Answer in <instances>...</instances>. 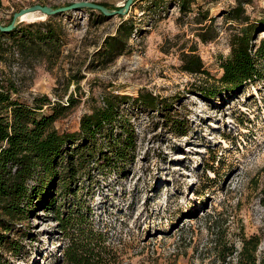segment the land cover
Instances as JSON below:
<instances>
[{
    "label": "rangeland",
    "instance_id": "1",
    "mask_svg": "<svg viewBox=\"0 0 264 264\" xmlns=\"http://www.w3.org/2000/svg\"><path fill=\"white\" fill-rule=\"evenodd\" d=\"M76 1L85 0H0V23L7 25L14 13L33 5L59 8ZM87 1L105 3L114 10L126 2ZM152 1L155 5L166 3L164 9H150L153 4H147L148 0L131 9L124 17L135 22L130 49L107 67L88 68L104 39L115 34L121 19L114 17L97 26L81 10L49 20L59 26L64 41L56 63L17 56L0 65V70L16 81L23 102L43 95L53 102L66 103L71 95L78 100L57 121L61 132H78L81 117L102 107L108 94L136 98L140 92L149 91L168 101L163 112L153 113L125 104L122 114L131 120L136 133L132 161L122 175L114 169L97 170L93 162L92 170L78 183L77 200L93 210L96 225L108 233L119 250L120 264H238L237 253L226 262L221 260L215 249L217 236L220 244L227 239L238 252L243 239L258 236L261 244L257 256L261 260L264 88L250 86L239 95L205 100L189 88L206 76L182 70L183 55L196 49L210 76H222L221 63L231 54L230 37L237 29L230 26L226 13L237 0H194L188 14L175 6L180 0ZM245 7L256 19L264 12V0H248ZM207 11L215 18L217 38L204 44L198 33ZM75 76L84 79L77 84ZM170 116L184 120V126L189 127L187 136L177 137L165 129L163 121ZM213 157L217 162L211 164ZM212 165L216 173L209 170ZM57 191L46 192L51 193L48 203L56 201L51 207L69 208L76 202L71 195H55ZM218 213L222 215L217 228L211 229L208 215ZM16 228L29 233L25 232L22 253L9 256L12 264L59 263L65 241L54 211L39 210L31 222Z\"/></svg>",
    "mask_w": 264,
    "mask_h": 264
},
{
    "label": "trees",
    "instance_id": "2",
    "mask_svg": "<svg viewBox=\"0 0 264 264\" xmlns=\"http://www.w3.org/2000/svg\"><path fill=\"white\" fill-rule=\"evenodd\" d=\"M193 2L180 0L175 6L188 14ZM154 3L148 0L147 4H153L150 9H164L166 4ZM247 3L248 0H237V5L226 13L230 26L236 25L237 29L230 37L231 54L221 63L223 74L220 78L210 76L196 49L182 57L183 72L206 76L189 88L205 100L239 95L250 86L264 88V37H260L264 33V12L253 19L247 13ZM99 4L114 9L108 4ZM139 5L136 1L133 10ZM84 11L97 26L110 20L99 11ZM58 16L29 25L19 24L8 33L0 32V65L8 64L17 56L56 63L62 56L64 41L59 26L49 20ZM209 18L208 11L202 15L198 33L204 44L217 38L215 18ZM120 19L115 34L108 35L93 55L89 69L107 67L129 51L135 22L124 17ZM83 79V76H75L73 80L80 84ZM19 94L16 81L0 70V264H12L9 256L18 257L22 253L23 240L29 232L18 230L16 226L31 222L39 210L54 211L58 230L63 234L65 242L58 264H120V252L111 243L108 233L96 225L93 210L84 201L77 200L78 183L92 170L93 162L97 170L114 169L122 175L132 161L136 133L131 120L122 114L125 104L153 113L163 112L168 101L149 91L140 92L136 98L108 94L103 106L84 114L79 131L71 133L59 131L56 123L78 104L73 95L66 103L53 102L46 95L33 97L26 103L21 101ZM163 126L177 137L189 133L184 120L177 117L165 118ZM215 162L217 157H213L211 164ZM214 168L212 165L209 170L216 173ZM54 188H58L55 195L75 197L73 206L51 207L56 201L48 203L51 193L46 192ZM260 203L264 210V187ZM221 215H208L211 229L217 228ZM221 241L222 244L217 236L215 249L223 262L237 253L238 264H264V258L259 260L257 256L261 244L258 236L243 239L239 252L229 240Z\"/></svg>",
    "mask_w": 264,
    "mask_h": 264
},
{
    "label": "water",
    "instance_id": "3",
    "mask_svg": "<svg viewBox=\"0 0 264 264\" xmlns=\"http://www.w3.org/2000/svg\"><path fill=\"white\" fill-rule=\"evenodd\" d=\"M136 0H126L124 5H122L119 9H109L99 3L92 2V1H76L70 5L59 7V8H53L51 6L47 5H33L28 8L21 9L20 11L14 13L12 21L9 25H3L0 23V32L2 33H8L13 31L17 28V26L22 22L21 18L30 13H41L44 14L46 17L51 16H57V15H63L70 12H77L81 10H93V11H99L104 16L108 17L109 19L114 17H126L129 15L131 9L135 5Z\"/></svg>",
    "mask_w": 264,
    "mask_h": 264
},
{
    "label": "bare ground",
    "instance_id": "4",
    "mask_svg": "<svg viewBox=\"0 0 264 264\" xmlns=\"http://www.w3.org/2000/svg\"><path fill=\"white\" fill-rule=\"evenodd\" d=\"M46 16L44 14L41 15V13L35 12L24 15L21 19L22 22H34L38 20H44Z\"/></svg>",
    "mask_w": 264,
    "mask_h": 264
},
{
    "label": "crops",
    "instance_id": "5",
    "mask_svg": "<svg viewBox=\"0 0 264 264\" xmlns=\"http://www.w3.org/2000/svg\"><path fill=\"white\" fill-rule=\"evenodd\" d=\"M142 3H144V2H140V4H142Z\"/></svg>",
    "mask_w": 264,
    "mask_h": 264
}]
</instances>
